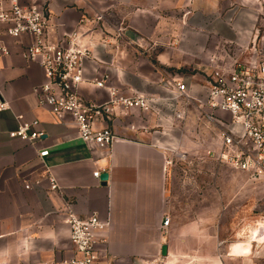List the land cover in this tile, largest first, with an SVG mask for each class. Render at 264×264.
Instances as JSON below:
<instances>
[{
	"label": "crops",
	"instance_id": "0c3cea01",
	"mask_svg": "<svg viewBox=\"0 0 264 264\" xmlns=\"http://www.w3.org/2000/svg\"><path fill=\"white\" fill-rule=\"evenodd\" d=\"M38 3L54 16L59 35L78 28L92 55L104 61L114 55L118 72L109 84L124 92H146L155 99L169 96V85L177 81L186 85L191 97L205 98L210 60L229 62L239 57V46L246 41L256 46L261 42V0ZM81 15L91 21L78 27ZM97 15L102 18L97 20ZM120 30L136 33V42L118 36ZM7 43L11 54L0 56L1 96L8 103V109L0 112V264H56L71 256L69 228L61 213L69 207L80 217L96 212L107 220L106 229L98 235L106 238L114 264H172L169 258L180 251L179 244L189 243L191 248L187 238L206 235L189 217L181 220L174 202L166 201L165 177L171 155L166 147L177 131L172 112L134 109L116 118L110 126L117 137L108 155L93 157L76 137L71 120L58 121L38 105L35 90L46 81L42 68L24 60L15 41ZM81 91L95 102L107 97L91 86L83 85ZM182 104L197 106L196 101L180 97L177 111ZM34 121V129L42 133L38 140L9 137L18 123ZM42 150H48V155L39 157ZM95 170L108 174L105 184L93 176ZM48 175L55 179L57 190H48ZM186 206L184 215L190 210L188 202ZM165 215L171 220L167 233L162 229ZM262 235L264 228L259 227L256 239L249 230L243 240H250L253 247ZM169 237L185 239L180 243ZM239 241L229 247L230 255L248 256L251 251L233 253ZM163 244L167 245L165 257L160 255Z\"/></svg>",
	"mask_w": 264,
	"mask_h": 264
},
{
	"label": "built area",
	"instance_id": "2783aa9c",
	"mask_svg": "<svg viewBox=\"0 0 264 264\" xmlns=\"http://www.w3.org/2000/svg\"><path fill=\"white\" fill-rule=\"evenodd\" d=\"M102 15H97L99 20ZM90 20L85 15L78 19V27ZM54 16L38 0H0V56L11 54L7 41L21 46L20 55L27 62L39 65L46 77L36 90L39 106L45 107L58 121L71 120L76 137L88 148L93 157L107 156L117 137L110 124L125 117L131 110L163 113L170 111L175 118L184 114L177 111L180 97L196 101L205 124L215 125L216 143L203 155L229 166L252 179L264 177V51L255 44L240 45L241 57L229 62H209L206 96L203 99L188 95L182 82L169 85V96L153 98L142 91L124 92L109 84L113 73L118 72L114 55L107 61L92 55L82 42V34L75 29L59 35ZM126 30L118 36L125 37ZM100 71L101 76L98 77ZM91 86L106 93V99H87L82 86ZM8 109L0 88V112ZM19 117V116H18ZM34 122L18 123L8 133L10 138L32 142L41 132ZM48 155V150L39 152ZM99 178L100 171L93 172ZM48 190L58 189L55 179L48 175ZM34 185L40 186V181ZM63 221L69 228L71 256L56 264H108L110 257L106 238L98 235L108 222L96 212L78 216L70 207L62 211ZM170 217L165 215L162 229L166 233Z\"/></svg>",
	"mask_w": 264,
	"mask_h": 264
},
{
	"label": "rangeland",
	"instance_id": "374dc122",
	"mask_svg": "<svg viewBox=\"0 0 264 264\" xmlns=\"http://www.w3.org/2000/svg\"><path fill=\"white\" fill-rule=\"evenodd\" d=\"M258 21L257 47L264 51V0ZM242 55H239L241 57ZM184 114L176 118V135L169 139L170 157L166 169V201L174 202L180 218L191 219L192 225L206 230L202 237L187 238L185 246L169 260L172 264L200 262V264H264V235L253 243L246 257L230 255L232 243L249 235L257 222L264 221V177L252 179L229 166L219 164L203 155L216 143L215 125L204 123L196 105L182 104ZM179 110V111H180ZM143 119L145 117L141 115ZM167 140L162 141L166 143ZM189 213L184 215V209ZM185 217H184V216ZM168 230L166 231V233ZM213 234V237L210 235ZM169 241L183 243L185 238L169 237ZM200 240V243H199ZM189 249H193L190 252ZM108 264L115 260L109 258Z\"/></svg>",
	"mask_w": 264,
	"mask_h": 264
},
{
	"label": "bare ground",
	"instance_id": "6f19581e",
	"mask_svg": "<svg viewBox=\"0 0 264 264\" xmlns=\"http://www.w3.org/2000/svg\"><path fill=\"white\" fill-rule=\"evenodd\" d=\"M259 227L264 228V221L257 222L255 226L253 227V229L250 230L252 232V236H251L252 238L254 239L257 238L255 236V233L257 232ZM251 248H252V243L250 242V240H242V241L237 242V244H235L233 248V253L235 255H246L251 251Z\"/></svg>",
	"mask_w": 264,
	"mask_h": 264
},
{
	"label": "water",
	"instance_id": "95a60500",
	"mask_svg": "<svg viewBox=\"0 0 264 264\" xmlns=\"http://www.w3.org/2000/svg\"><path fill=\"white\" fill-rule=\"evenodd\" d=\"M125 36L127 37V38H129L131 41H133V42H136V40H137V34L136 33H134L133 31H131V30H126L125 31ZM107 178H108V174L106 173V172H102L101 174H100V176H99V179H100V181H102L104 184H105V181L107 180ZM160 255L162 256V257H165L166 255H167V245L166 244H163L162 246H161V248H160Z\"/></svg>",
	"mask_w": 264,
	"mask_h": 264
}]
</instances>
